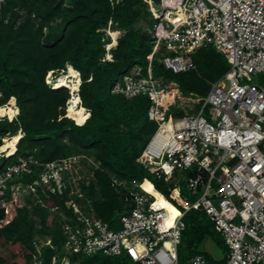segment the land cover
<instances>
[{"label": "built area", "instance_id": "built-area-1", "mask_svg": "<svg viewBox=\"0 0 264 264\" xmlns=\"http://www.w3.org/2000/svg\"><path fill=\"white\" fill-rule=\"evenodd\" d=\"M154 5L159 21L146 73L133 67L111 92L149 99L147 115L156 128L136 161L168 184L171 199L148 178H111L113 188L124 190L122 207L116 210L118 226L112 228L95 211L98 193H89L99 168L93 156L70 154L45 162L33 154L18 157L0 171V210L31 196L63 235L52 244L50 235L35 234L36 257L29 264H81L79 256L93 255H125L136 264H178L183 216L191 209L206 214L227 254L223 262H213L198 253L187 264H264V85L252 82L264 73V0H159ZM175 10L184 15L171 21L166 14ZM116 25L110 19L103 29L109 42L101 62L113 59L111 49L122 34ZM200 48L215 49L228 63L204 97L183 95L173 81L153 74L156 52L165 69L182 73L196 69L193 54ZM8 105L14 106H2ZM178 173L185 174L193 200L182 195ZM24 176L33 178L25 181ZM145 182L177 210L171 224L169 211L157 205ZM49 194L63 196L65 211L46 205ZM47 245L52 253L44 255Z\"/></svg>", "mask_w": 264, "mask_h": 264}, {"label": "trees", "instance_id": "trees-1", "mask_svg": "<svg viewBox=\"0 0 264 264\" xmlns=\"http://www.w3.org/2000/svg\"><path fill=\"white\" fill-rule=\"evenodd\" d=\"M149 12L144 0H4L0 5V151L10 149L5 147L7 137L22 133L15 148L0 157V171L27 154L42 162L70 154L93 156L99 168L94 169L89 193H98L93 206L112 228L118 226L116 210L122 207L124 190L113 188L111 178L127 182L148 178L171 199L168 184L136 161L156 128L147 115L149 99L144 95L127 99L111 92L113 84L133 67L146 73L154 33L151 35L148 24L146 29L136 28V24L148 21ZM110 19L122 34L111 49L112 61L101 62L104 45L109 42L103 29ZM157 54L151 63L153 74L158 77V71L163 70L164 79L173 81L183 95L204 97L209 83L228 69L225 58L213 48L198 49L193 54L196 69L182 73L165 69ZM50 71L55 77L72 78L76 73L80 77L77 93L52 83V75L46 78L51 86L45 83ZM75 99L84 112L66 109L67 100L74 105ZM5 103L14 106H2ZM37 171L35 168L33 176ZM32 178L24 176L25 181ZM144 187L153 191L148 183ZM63 200V196L49 194L45 202L64 210ZM11 209L0 210V264L33 261L35 234L50 235L52 244L62 239L47 209L31 196L17 200ZM183 222L178 264H187L198 253L213 261L200 249L207 240L220 246L224 253L221 261L225 260L227 247L202 210L187 211ZM43 252L52 253L50 246ZM81 264L136 263L125 255H93L83 257Z\"/></svg>", "mask_w": 264, "mask_h": 264}, {"label": "rangeland", "instance_id": "rangeland-1", "mask_svg": "<svg viewBox=\"0 0 264 264\" xmlns=\"http://www.w3.org/2000/svg\"><path fill=\"white\" fill-rule=\"evenodd\" d=\"M145 2V1H144ZM146 3L148 5V10H150L149 12V17H148V21H144L143 19L140 20L137 24H136V28H141V29H146L147 27V24H148V30L150 31L151 35H152V32H153V28H154V24H157L158 21H159V17H158V6L154 5L156 4L154 2V0H146ZM153 25V26H152ZM152 37V36H151ZM157 56L159 57L160 55L157 54ZM157 57V58H158ZM124 67H121V69H123ZM52 72V71H51ZM49 72V73H51ZM158 77L164 79V76H165V73L163 70H159L158 71ZM47 73L46 77H45V83L47 82L46 81V78L48 76H50V74ZM52 76L54 77V75L52 74ZM73 77V76H72ZM166 80V79H165ZM252 82L254 83H257V84H260V85H264V73H258L256 76H253L252 77ZM68 89L70 91H75L76 89H72L70 87H68ZM203 97V96H202ZM79 102L75 99V103L74 105H69L68 104V100H67V108L72 110L73 112L75 111H81V108L79 105H77ZM196 107H199L198 105H194ZM66 108V109H67ZM204 115H207L206 111L203 113ZM19 132V131H18ZM8 138V137H7ZM3 141V140H2ZM12 149V147L10 148ZM9 148H6L2 151H0V155L3 153H6V152H9L10 151ZM185 174L184 173H178L177 174V177H181L184 176ZM150 180V179H149ZM179 185L181 187V193L182 195L186 198V200H193L194 197L191 196V193L190 191L188 190V188L186 187L185 185V182H184V178H182L179 182ZM199 195V193L197 192L196 193V196L197 197ZM165 196V195H164ZM12 210L11 209V206L8 208V211ZM200 249L202 251H205L208 256H210V258H213V262H222L221 260L224 258V253L222 252L220 246L215 243L214 241L212 240H207L203 245L200 246ZM79 259L82 261L83 257L82 256H79Z\"/></svg>", "mask_w": 264, "mask_h": 264}, {"label": "bare ground", "instance_id": "bare-ground-1", "mask_svg": "<svg viewBox=\"0 0 264 264\" xmlns=\"http://www.w3.org/2000/svg\"><path fill=\"white\" fill-rule=\"evenodd\" d=\"M183 12H181L180 10H175V11H169L167 14H166V17L171 20V21H176L177 19H180L182 16H183ZM67 69V68H66ZM74 73V72H73ZM70 77V76H69ZM52 83L60 86V87H63V86H67V87H70V88H73V89H77L79 87V84H80V79L78 78V76L75 74H73V77L72 78H68L67 76L63 75V76H58V77H55L52 81ZM76 92V90H75ZM73 97V96H72ZM81 108V111H78V112H84V108L82 106H80ZM10 109V113H13V110L11 108ZM22 136V133L21 132H17L13 135H10L7 139H6V142H5V147H12L15 148L16 146V143L18 142L19 138ZM5 140V139H3ZM3 143V141H2ZM10 149V150H12ZM145 183H148V182H145ZM144 186V184H143ZM148 186L150 187V184L148 183ZM151 189V187H150ZM150 192H152L154 194V196L156 197V203L157 205H161V206H164L166 207V209L169 211L170 209V219L168 221V224H171V221L173 219V217L177 214V210L172 206V205H168V203H166V201H162L159 197H161L162 195L157 192V191H151L149 190ZM12 204H10L8 206V208L11 206ZM7 208V210H8Z\"/></svg>", "mask_w": 264, "mask_h": 264}, {"label": "clouds", "instance_id": "clouds-1", "mask_svg": "<svg viewBox=\"0 0 264 264\" xmlns=\"http://www.w3.org/2000/svg\"><path fill=\"white\" fill-rule=\"evenodd\" d=\"M51 72V71H50ZM49 73V72H48ZM50 75H52L53 73L51 72V73H49ZM54 77H55V75H54ZM80 78V77H79ZM47 81V80H46ZM48 85H50L51 86V84L50 83H48V82H46Z\"/></svg>", "mask_w": 264, "mask_h": 264}]
</instances>
